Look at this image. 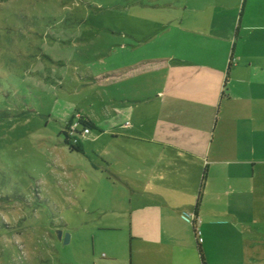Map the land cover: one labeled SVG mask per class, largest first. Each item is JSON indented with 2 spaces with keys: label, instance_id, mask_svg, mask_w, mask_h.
Instances as JSON below:
<instances>
[{
  "label": "crops",
  "instance_id": "0c3cea01",
  "mask_svg": "<svg viewBox=\"0 0 264 264\" xmlns=\"http://www.w3.org/2000/svg\"><path fill=\"white\" fill-rule=\"evenodd\" d=\"M116 17L86 66V86L118 92L86 112L93 131L126 142L94 165V223L114 233L95 264H264V0H136Z\"/></svg>",
  "mask_w": 264,
  "mask_h": 264
},
{
  "label": "rangeland",
  "instance_id": "374dc122",
  "mask_svg": "<svg viewBox=\"0 0 264 264\" xmlns=\"http://www.w3.org/2000/svg\"><path fill=\"white\" fill-rule=\"evenodd\" d=\"M134 1L0 0V264H95L114 240L94 223V165L116 161L113 150L125 139L71 131L83 146L71 151L61 129L118 93L86 86V66L113 41L105 30L118 27L116 14ZM135 111L143 109L127 110Z\"/></svg>",
  "mask_w": 264,
  "mask_h": 264
},
{
  "label": "trees",
  "instance_id": "16d2710c",
  "mask_svg": "<svg viewBox=\"0 0 264 264\" xmlns=\"http://www.w3.org/2000/svg\"><path fill=\"white\" fill-rule=\"evenodd\" d=\"M82 116H80L78 118V123L79 126L76 129H72L71 125L73 124V119L77 118V116L74 114L71 119L67 122L66 126L61 129V132L64 135V143L69 147V149L71 151H82L83 147H82V143H75L71 140V131H74L75 133H82L84 132L85 129H89L90 131L96 130L98 128L97 124L95 123V121L87 114L85 113H81ZM206 172L204 173L203 178H205ZM199 205H200V201L198 200L196 203V207H195V214H198V210H199ZM200 257L202 260L203 264H207L205 256L202 252V250H200Z\"/></svg>",
  "mask_w": 264,
  "mask_h": 264
},
{
  "label": "built area",
  "instance_id": "2783aa9c",
  "mask_svg": "<svg viewBox=\"0 0 264 264\" xmlns=\"http://www.w3.org/2000/svg\"><path fill=\"white\" fill-rule=\"evenodd\" d=\"M76 116H77V118H76L75 124L73 123L74 125L73 124L71 125V127L73 126L72 129H76L79 126L78 118L80 117V113H78ZM84 132H90V130L87 128V129L84 130ZM188 216L193 221L198 241L202 242L203 241V237L201 235V229H200V227L198 225L199 222H200L199 216L196 215L195 213H191V212L188 213Z\"/></svg>",
  "mask_w": 264,
  "mask_h": 264
},
{
  "label": "water",
  "instance_id": "95a60500",
  "mask_svg": "<svg viewBox=\"0 0 264 264\" xmlns=\"http://www.w3.org/2000/svg\"><path fill=\"white\" fill-rule=\"evenodd\" d=\"M57 234H58L59 238L64 239L65 242H69V240L71 238V234L69 232L64 233V231L62 229H58Z\"/></svg>",
  "mask_w": 264,
  "mask_h": 264
}]
</instances>
